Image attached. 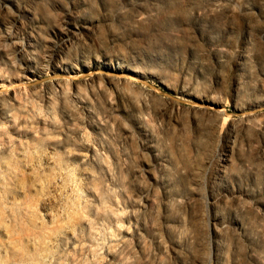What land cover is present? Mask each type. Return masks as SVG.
I'll return each mask as SVG.
<instances>
[{"label": "rangeland", "instance_id": "1", "mask_svg": "<svg viewBox=\"0 0 264 264\" xmlns=\"http://www.w3.org/2000/svg\"><path fill=\"white\" fill-rule=\"evenodd\" d=\"M0 264H264V0H0Z\"/></svg>", "mask_w": 264, "mask_h": 264}, {"label": "bare ground", "instance_id": "2", "mask_svg": "<svg viewBox=\"0 0 264 264\" xmlns=\"http://www.w3.org/2000/svg\"><path fill=\"white\" fill-rule=\"evenodd\" d=\"M67 37H68V38H67ZM69 38L71 39V37H70L69 35H66L65 40H64L62 43H64V44L69 43V42H70V39H69ZM92 72H93V71H92ZM92 72L90 73V75H93V74H96V73H97V72H93V73H92ZM34 74H36V76H41V75H42V72H41V71H40V72L38 71V72H34ZM104 74L107 75V73H104ZM90 75H89V76H90ZM82 76H83V75H82ZM109 76L111 77V76H115V75H114V74H111V75H109ZM125 76H126V75H125ZM202 107H203L204 109H206V110H209V107H206V106H204V105H203ZM254 111H255V110H254ZM248 114L250 115V114H252V113H248ZM226 138H227V137H226ZM41 183H42V182H41ZM30 235H31V234H30ZM15 247H16V246H15ZM55 259H56V258H55ZM56 261H57V260H56Z\"/></svg>", "mask_w": 264, "mask_h": 264}]
</instances>
